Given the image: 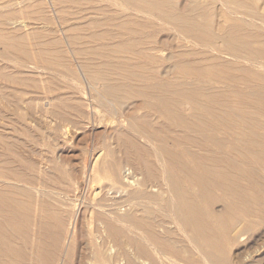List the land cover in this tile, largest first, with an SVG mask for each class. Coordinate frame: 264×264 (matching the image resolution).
Returning <instances> with one entry per match:
<instances>
[{"label":"bare ground","instance_id":"bare-ground-1","mask_svg":"<svg viewBox=\"0 0 264 264\" xmlns=\"http://www.w3.org/2000/svg\"><path fill=\"white\" fill-rule=\"evenodd\" d=\"M25 1L20 6L23 0H15L20 3L17 9L16 3L12 7L7 0L1 3L0 27L6 24L9 28L11 22L23 20L26 9H32V13L39 9L37 0ZM72 1L76 5V0ZM195 1L193 7H180L173 0H98L102 5H114L120 13L129 14L114 24L117 37L111 44L103 41L109 37L107 31L96 32L107 21L94 24L96 31L90 29L81 35L80 26L66 25L68 20L63 18L54 20L55 1L49 2V17L28 19L31 25L37 20L47 24L42 28L44 38H48L45 41L35 43L37 40L31 39H38L36 36L41 33L34 29L29 34L19 29L2 34L0 29L1 59L14 60L19 65L42 62L43 68L38 70L50 69L51 73L62 75L56 66H62L59 58L62 53L67 54L71 67L64 68L67 73L64 74L85 88L88 118L95 122V116L100 115L109 124L104 130L92 133L102 140L90 150L95 151L91 156L95 159L85 185L93 196L83 210L79 206L68 209L66 196H52L49 187L57 180L53 179L54 175L48 177L44 171L47 166L39 170L43 175L39 182L33 175L31 162L22 160V168L15 167L9 155L11 146L16 144L0 132V264H59V257L60 264L262 262L264 0H214L220 3L223 18L221 24L215 22L216 29L208 5H202L209 0ZM109 11L105 12L109 14ZM29 13L24 15L25 21ZM244 14L249 17L247 21L242 18ZM136 15L144 19L137 20ZM21 24L26 29L28 23ZM54 24L58 26L56 29ZM160 33L178 38L171 43L185 39L205 48L209 54L199 56V53L196 57L184 52L187 48L180 52L172 47L168 57L159 58L156 52L165 49L164 44L153 45L152 39ZM167 62L170 65L165 66ZM6 72V69L0 72V82L12 85L18 73L12 77ZM19 81L17 84L24 86V91L29 85L32 88L31 80L29 84ZM210 81L221 86H212ZM34 84L36 87L37 83ZM51 87L47 85L50 91H45L51 93ZM3 88L0 87V92ZM5 89L0 94L5 100L4 107L12 94L11 88L7 94ZM36 89H33L35 94ZM19 90L18 95L23 89ZM26 92L20 95L25 97ZM58 93L52 92L50 96ZM65 97L62 94L59 97L62 103L56 100L61 105L55 100L53 104V99L44 101L50 107L67 108L68 112L85 117L87 109L84 112L78 102L65 104ZM12 106L7 108L13 109ZM61 111H57L58 116ZM54 113L51 110V115ZM48 161L51 167L56 166L53 160ZM80 202L82 205L83 200ZM253 248L258 257L247 253Z\"/></svg>","mask_w":264,"mask_h":264},{"label":"rangeland","instance_id":"rangeland-1","mask_svg":"<svg viewBox=\"0 0 264 264\" xmlns=\"http://www.w3.org/2000/svg\"><path fill=\"white\" fill-rule=\"evenodd\" d=\"M3 1L5 2V0H2V1L0 0V7L2 5L1 3H4ZM14 1L15 0H7V2L10 4L11 7L14 6L13 4L16 3V6H15L16 8L15 9H17V7H19V5H20V3H18V2L19 1H22V0H18V2H14ZM50 1H53V2L55 1V11H56V15H54V14L52 15V17H55L54 20L57 19V20H60L61 21L62 18H63V19L68 20V21H66L67 22L66 25H72V26L73 25H77V26H80V32L79 33L81 35L87 34L90 29L93 30V31H96L97 28H94V27H97V26H94V24L99 25L100 22L102 23V22H106L107 21V24L102 25V27L99 28V31L97 29L96 32L107 31L109 37L107 39L103 40V41L105 43H108V44H111V42L112 43H115V41H116V38L115 37H117V36L115 35L116 34V31L114 30V28H115L114 24L119 23L120 21H123L124 18L129 15L126 12H125L126 14H124V12L120 13L121 10L118 11L119 8L117 10V8H116L117 6H114V5L111 6L110 5V6L107 7V5H104V4L102 5V3L98 2V0H96V1L95 0H81V1L80 0H76V5H73L75 1L73 2L72 0H70V1H64L63 0V2H62V0H60L61 3L58 2L59 0H46V1L45 0H43V1L42 0H37L35 2L37 4H39L38 5L39 6V9L37 11H35V13H32L30 11L32 9H26V11H25L26 12L25 13L26 15H28L29 12L31 13V14L29 13V16L30 17L27 16V21H25L26 20V17L24 18V15L25 14L23 13L24 14V15H22L23 16V20L21 18H19L18 21H17L18 22L17 25L14 24V23H17L15 21H14V23L11 22V21H8L9 23L7 22V24H10V22L12 23L11 25H9V28L7 27L8 25L6 26V24L4 25L6 27H4L3 25H1V27H2V28L0 27V29L2 31L1 33L3 34V32H4V33H9L10 34V31L12 32L14 29H19L20 32H24L25 31L23 34L28 33V32H35L36 31V32H41L40 35L43 34V35H41L43 37V39H41V37H39L40 35H37L36 36L39 40L36 39V38L35 39L34 38H31V39H33L34 41L37 40V42H35V43H41V42H43L42 40L45 41L48 38H46V37L44 38V32L42 31L43 30L42 28L45 29L47 27V24H45L42 20H40L41 22L39 20H37V21H39V24H37L38 23L37 21H33L34 24L31 25L30 23H32V21H29L28 19L29 18L32 19V17L33 18L35 17V18H38V19L43 18L45 16L49 17L51 15V12L49 11V9H50L49 8V2ZM71 1H72V3L69 4ZM91 1H92V3H91ZM173 1L174 2H177V4L180 7H189V6L190 7H193V6H195V3H196L195 0H173ZM26 2L27 1L23 0V2L21 3L20 6H22L23 3H26ZM44 2H46V3H44ZM77 2H79V3H77ZM42 3H44V5ZM56 3H59V5L56 4ZM87 3L89 5H86ZM94 3H95V5H94ZM46 4H47V6H46ZM215 4L217 6H215ZM202 5L203 6L208 5V7H209V10L208 11H209V13L211 12L210 15L213 14L212 17H213V19L215 18L214 19V22H213V26H214V29H216L217 25L222 23V22L220 23L219 21H223V18L221 17L222 16V11L220 9L221 8L220 7L221 6L220 3L218 1L209 0V1H205ZM68 7H70V8H68ZM35 8H38V7H35ZM64 8H66V9H64ZM215 8H216V10H215ZM67 9H68V11H67ZM108 9H110V11H111V12L109 11V14H107V12H105V11H108ZM211 9L212 10L214 9V10L212 11ZM44 10H46V11H44ZM64 10H66L67 13ZM79 10H80V13H78ZM101 10H104L103 12H105V13H103ZM40 11L42 13H40ZM48 11L50 12V14H49ZM69 11H71V12H69ZM113 11H116V13L113 12ZM36 12H38V13H36ZM45 12L47 14H49V15H47ZM214 12L216 13L215 14L216 16L214 15ZM2 13H3V11H2V9H0V16H1ZM220 13H221V15H220ZM36 14H38L39 16L38 15L36 16ZM123 14H124V16H123ZM63 15L64 16L68 15V16H66L68 19L66 17L64 18ZM130 15H133V14H130ZM69 16L72 17L71 19L73 20L72 21L73 24H69L68 23L69 21H70V23H72ZM234 16L235 15H233V17ZM243 16H242V18L244 20L247 21L249 19L248 15H245L244 17ZM90 17H91V19H90ZM135 17L136 18L138 17L137 20H140V19L143 20L144 19L142 16H137L136 15ZM247 17H248V19H247ZM120 18H123V19H120ZM235 18H236V16H235ZM23 21L28 23L26 29L24 28L25 27L24 24H21ZM216 21H217V25L215 26L214 24H215ZM19 22H20V24H19ZM53 22H55V21H53ZM75 22L78 23V24H75ZM82 22H84V23H82ZM108 22L111 25L109 24V26H108ZM40 23H41V26L42 27L39 26ZM51 26H53V25H51ZM54 26H53L54 27L53 29H56L58 27L57 24L56 25L54 24ZM20 27L21 28L23 27V28L21 29ZM6 28H8L10 30L7 32L8 29H6ZM3 29H4V31H3ZM85 29L87 31H85ZM26 30H28V31L26 32ZM81 31L82 32L85 31V33H82ZM58 33H59V31L58 32H55V34H56L55 36L56 37H59ZM158 35H159V37H158ZM158 35L156 36L157 39H156V37L154 39H152V44L153 45L154 44L155 45H159V46H161L162 44H164V47H165V49H161V52L160 51H158L159 53L156 52V55L159 58L160 57L161 58L168 57V55H170L173 52V49H174V51L183 52L185 50V49L182 50L183 48H187L184 52L192 53L193 56H196V57H198L199 53H200L199 56H201V54L202 55L209 54V52L206 53L205 48L200 47L198 45H193L188 40H185V39H183V40L181 39L180 40L179 39V40L176 41L178 43L175 44V43H171V42H172L173 39H175V40L178 39L177 37L176 38H175V36L172 37L171 34H169L168 37L167 36L164 37L165 36L164 33L163 34L160 33ZM263 36H264V34L262 35V37ZM112 37H114L115 39L112 38ZM160 37L162 39H160ZM170 37H171V41H170ZM56 39H58V38H56ZM33 40H31V41L34 43ZM40 40H41V42H40ZM175 40H173V41H175ZM55 42H56L57 45H60V43H58L56 40H55ZM179 42L180 43L183 42L185 45H183V43L180 44ZM186 42L188 43L189 46L186 44ZM1 44H0V47L3 46ZM92 44H93V46L96 45V43H90L89 45L92 46ZM190 44H192V45H190ZM77 45H81V44H77ZM186 45L188 47H186ZM75 46H76V44H75ZM76 47H78V46H76ZM172 47H174V48L172 49ZM175 47H176V49H175ZM193 47H195V48H193ZM179 48H181V49H179ZM198 48H200L202 50H200ZM191 49H192V51H191ZM195 49H197V50H195ZM0 50H2V49L0 48ZM166 50H167V53H166ZM207 51H209V50H207ZM168 52L170 54H168ZM204 53H206V54H204ZM195 54H198V55H195ZM62 55L63 56L65 55L64 57L62 56L61 58H59V61H60L59 64H62V66L61 65H60V67L59 66H56L57 67L56 68L57 71H60L62 75L57 74V73L56 74H53V73L50 72L51 71L50 69H42L41 71L38 70V68H40V69L43 68L42 65H44V64L42 62L41 63L40 62L39 63L38 62L34 63V61H30V63H28L26 61L28 64L27 63L26 64L24 63L22 65L21 64L19 65L14 60L11 61V60H5L4 58H2V59L0 58L1 59L0 62L2 63V65H4L6 67L5 68L4 66H1L0 65V67H2V68H0V72L3 69H6V71H7L6 74L11 75L12 77H14V75H15L16 72L19 74V75L16 74L15 77L13 78V79L16 80V81L14 80V83L16 82V85L14 83H12L13 81L11 82L12 85H14L15 87L12 86V85H10V83L9 84H5V83L3 84L2 82H0V84H1L0 87L1 88H3L5 85L8 87V89H7V87L5 86L6 89L3 88L2 90L5 89V91H7V90H9V88H11L10 90L12 91L11 96H9L10 102H9V99L7 100V104L4 102V104L6 105L5 107H4V105H2L3 104V100H4L2 98L3 96L0 97V132L6 137L7 140L12 141L13 142V143L11 142L12 144H16L15 146H11L12 147V150H11V153L9 155V159L12 160V162L14 161L13 164L16 165L15 167H18L19 168L20 163H21L22 160H24V161H26L28 163L31 162V164L34 165V171H33L34 174L33 175L36 176V181L39 182L40 179L41 180L43 179V175L40 174V171L39 170L40 169H43L44 170L46 168V166H47V168L44 171H46V173L48 174V177H51L52 178L53 177L52 175H54V178L53 179L57 180L56 184H54L51 187H49V188H52V196H58L59 198H62V197H65L66 196L67 203H68V209H70V208H74L75 209L76 207L79 206V208L83 210L84 204H86L88 201H90L91 197L93 196L91 189L88 188L87 185H85V184H87L86 177H88V175H89L88 173H89L91 164H92V162L95 159V157H91V156H94L93 153L95 151L91 152L90 150L92 149V146L94 148H96L100 144V142L102 140V138L100 139V137H98V136H96V135H94L92 133L93 132H96L97 129H98L97 131L104 130L105 127H109V124L107 122H105L106 121L105 119L101 118L100 115H96V113H94V112H93L94 113L93 115L94 116L96 115L95 116L96 118H94V120L96 119V121L95 122H92V120H90L88 118L89 110H88V108H86L87 106L85 105V100H86L87 96H86V93L83 92L85 88H83L82 86H80L78 84L79 82H77L75 80H72L70 77H68L69 75L68 76L65 75L67 73L64 72V68L69 67V66L71 67V65H70L71 58L69 56H67V54L62 53ZM221 56H224V58L227 57L224 54L221 55ZM67 58H69V59H67ZM68 60L70 61V63H69ZM3 63H5V64H3ZM64 64H66V65H64ZM30 65L31 66H34L35 68L34 67H31ZM168 65H170V63H168V62L165 63V66H168ZM18 66L21 67V68L19 69ZM7 67L10 68V71L8 70L9 68H7ZM22 68H23V72L24 73L23 72L21 73ZM58 68H60V69H58ZM11 69H12V71H11ZM8 72H10L11 74L8 73ZM30 72H32V73H30ZM44 72H46V73L48 72V73L46 74ZM20 74H23L22 77L24 79L21 77ZM47 75H48V78H47ZM52 75H54L52 77L53 79H51V76ZM25 76H26V78H25ZM29 76L35 78L34 79L35 81L33 80V78L31 79ZM55 77H56V79H55ZM19 79L21 81H19ZM22 79H23V82H22ZM49 79H50V81L51 80L52 81L53 80H57V81H54L55 83L51 81L52 82L51 83V82L48 81ZM17 80L19 82L24 83V84L25 83H28L29 84L32 81L30 83V84H33L32 85V88H30L31 85L28 86L29 89H32V90L31 91L30 90L28 91L27 90L28 87H25L26 90L24 91V88H23L24 86L21 87L19 84H17ZM27 80H28V82H27ZM41 80H42V82H41ZM46 80L48 81V84L45 85V83H47ZM24 81H26V82H24ZM33 82L34 83H37L38 86L36 84V87H35V84ZM209 83L212 86L213 85H215V86H221L219 84H215V83L213 84L211 81ZM28 84H26V86ZM40 84H42V85L44 84L43 87L45 86L48 91H50V88H47V85H49L50 87H51V84H52V86L53 85H57V87H55V86L51 87L53 89L55 88L54 91H53V89H51V91L53 92V94L54 93L56 94L58 92L59 93L57 95H53L52 94L53 96H50L52 92L51 93H47L45 91L46 89L44 90L43 87ZM11 86L14 87L13 90H12V87ZM16 87H18V90L17 91H20L19 89H21V90L23 89L22 91L24 93L26 91H28V92H26V94H24L25 97L22 96L23 95V92L22 91L20 92L22 95H20V93L18 95V92L15 90ZM62 87H64L65 89L62 88ZM75 87H77V88H75ZM34 88L35 89L36 88L38 89V91H37V89L35 90L37 94L34 93V91H33ZM2 90H1V92H2ZM5 91H4V93H5ZM11 91H9V92H11ZM1 92H0V94H1ZM40 92L42 94H40ZM7 93H8V91L6 92V94ZM14 94L16 95V97L14 96ZM61 94H62V96H66L65 97L66 99L64 101L67 100V102H65V104H68V102H73V103H77L78 102V103H80L83 106V108H84L83 111L84 112H85V109H87L86 112L84 113L85 117L84 116L82 117L80 115V117H81L80 118L79 115L75 114V112L74 113L68 112L67 108H63L62 109V107H60V106L53 108V107H50L51 105L48 106V104L45 103V101L47 99H53V101L54 100L55 101L56 100H60L61 101V99L63 98V97L61 99L59 98V97H61ZM30 95H32V96L35 95V96L34 97H31ZM48 95H49V98H48ZM19 96H20L21 99L19 98ZM56 96H59V97L57 98ZM7 98L8 97H6L5 99H7ZM11 98H14L15 101L14 100H11ZM27 98L30 99V100H28ZM32 98H34V99H32ZM16 99L20 103H18L16 101ZM25 99L27 101H30V102L28 104H25V103H27ZM44 99H45V101H44ZM19 100H21V101H19ZM33 101H36L37 104H35ZM38 101H39V103H38ZM40 101L43 102V103H41ZM53 101H52V103H53ZM55 101H54L53 104H55L56 102H57V104H58V102L60 104V101H56V102ZM15 102H17V103H15ZM21 102L24 103V104L21 105ZM12 103H14V104H12ZM31 103H32V105H31ZM61 103H62V101H61ZM15 104L18 105V108H20V110L16 107ZM40 104H42V105H40ZM11 105H13L12 106L13 109H9V107L7 108V106H10L11 107ZM39 105H40V107L42 106L43 108L40 109L38 107ZM28 107H30V108H28ZM64 109H66L65 112H67V114L64 112ZM51 110H52V114L54 112H56L57 114L55 115V113H54V115H51ZM61 110H63V111H61ZM57 111H61L60 113L63 112L62 114L59 113V116L60 117L58 116V112ZM20 113H23V114H20ZM68 113H70V114H68ZM71 114H72V116H71ZM101 114L103 115V110H102ZM61 115H62V117H61ZM66 115L69 116V117L71 116L70 117L71 119L68 118V117L66 118ZM57 117H59L58 118L59 120L57 119ZM64 118H66V121L64 120ZM87 118H88V120H87ZM95 140H97V142ZM14 141H15V143H14ZM98 141H100V142H98ZM15 158H17V161H16ZM48 160H51V161L53 160L54 163L56 164V166L55 167H51V163ZM21 166H20L19 169L22 168ZM58 166H60V167H58ZM44 176H46V175H44ZM58 177H61V179L60 178L58 179ZM63 177H66V179H63ZM37 178H39V179L37 180ZM84 179H86V180H84ZM17 185L19 186L20 184H17ZM77 198H79L80 200L78 201ZM82 200H83V204L81 205L80 204L81 203L80 201H82ZM32 203L34 204L35 202H32ZM259 243H261V242H259ZM16 246H17V243H16ZM253 247H256V246H253ZM253 250H254V248L253 249H250L247 253H250L251 255H254L255 254L257 256L258 254L254 253ZM234 251H236V250H234ZM59 258H58V262L60 264L61 263L60 262L61 259H59ZM263 259H262V262L260 264H262V263L264 264V262H263L264 260ZM254 264H257V263H254Z\"/></svg>","mask_w":264,"mask_h":264}]
</instances>
